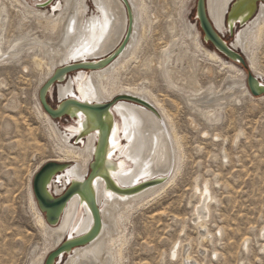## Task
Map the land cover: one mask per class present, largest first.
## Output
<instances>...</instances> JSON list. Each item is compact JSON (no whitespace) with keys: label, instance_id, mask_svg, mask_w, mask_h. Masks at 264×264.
<instances>
[{"label":"bare ground","instance_id":"1","mask_svg":"<svg viewBox=\"0 0 264 264\" xmlns=\"http://www.w3.org/2000/svg\"><path fill=\"white\" fill-rule=\"evenodd\" d=\"M126 1L131 10L133 27L124 52L105 67L76 73L68 79L65 86H59L56 91L53 87L49 88L46 96L49 106L50 102H56L59 106L68 99L89 106L111 104L116 100L117 103L107 112L112 121L105 113L97 121L95 116L91 117L70 109L67 117L72 124L59 129L58 124L43 110L37 95L33 113L43 128L49 145L45 151L50 155L36 169L33 177L44 165L50 163L63 165V170L51 178L47 187L53 197L62 195L66 186L71 183L82 182L93 163L94 168H99L98 172L106 171L114 185L124 191L143 183L157 180L161 182L132 195L111 193L103 180L95 179L91 186L100 211V234L92 243L75 249L72 254L64 258L63 261L66 260L64 264H122L128 238H126L128 217L140 207L165 194L180 174L179 170L185 157L182 139L180 140L176 133L171 112L169 113L166 108L164 99L160 101L151 89L154 86V77L161 79L171 92L185 96V102L190 109L208 123L220 121L221 108L225 102L231 99L238 101V96L254 99L247 90L245 74L231 61L224 60L214 51L206 50L194 25L186 24L187 32L183 34L184 38L190 40L192 51L190 45H187L190 46L187 49L182 44L185 42L182 41L179 46V41L172 38L158 56L151 54L141 58V54L147 50L146 42L151 21L144 0ZM231 1L207 0L209 18L216 31L222 36L224 31L229 32L231 28L236 27L234 23L228 24L224 17ZM8 2L11 7L19 10L27 19H32L45 32L59 34L56 42L41 39L34 33L26 35L24 41H14L7 47L8 50L3 51L1 47L5 42L4 27L7 12L6 5L0 3V63L8 58L18 59L22 53L30 55L36 68L45 70L44 77L39 83L40 88L62 66L101 59L110 54L127 29V12L122 0H92L96 12L90 16H88L86 0H58L53 7V12L57 14L52 16L39 10L42 6L30 7L21 0H8ZM240 28L230 46L241 53L253 76L264 85L263 76L259 74L255 61L256 54L260 49H264V5H260L255 17ZM169 30L173 31L172 28ZM39 53L41 56L38 55ZM184 63L185 69H183ZM201 63L209 66L206 76L210 81L205 89L196 79ZM139 75L150 77L149 82L137 84L134 78ZM126 76H130L132 81H122ZM221 76H223L222 80L216 84L214 81ZM202 90L205 92L202 93ZM256 99L264 101V96ZM170 101L172 103V100ZM10 121L13 124L17 123L16 120ZM8 124L10 126V123L6 122V125ZM95 128L109 132V138L96 158L95 149L99 134L98 131H93ZM203 135L208 136L207 133ZM214 139L218 140V136L215 135ZM33 177L30 179L28 200L34 212L35 226L43 237L45 247L32 263L44 264L46 257L60 245L62 240L85 235L91 228L92 221L85 203L79 197H74L64 208L59 223L54 227L47 225L33 196ZM208 186L203 184L202 189H199L195 183L193 191L194 195L199 196V200L194 207L191 222L201 228V231L206 229V219L210 215L209 204L214 201ZM206 230L199 236L202 241L210 238ZM261 232L264 237V229ZM247 242L246 239L243 247L247 246ZM177 248H180L179 241L173 245L167 255L171 261H175L179 254ZM187 260L186 262H190Z\"/></svg>","mask_w":264,"mask_h":264},{"label":"rangeland","instance_id":"2","mask_svg":"<svg viewBox=\"0 0 264 264\" xmlns=\"http://www.w3.org/2000/svg\"><path fill=\"white\" fill-rule=\"evenodd\" d=\"M21 1L34 8L42 6L39 10L48 16L56 13L53 7L58 2L51 0L49 7L44 5L47 0ZM144 1L151 25L147 50L140 57L158 56L172 38L179 41V46L185 42L183 46L187 49L191 46L192 51L191 42L184 35L187 25L196 24V0ZM0 3L6 5L7 12L3 51L8 50L14 41H24L26 35L33 33L41 39L58 40V32H55L57 35L45 32L32 19L11 7L8 0H0ZM86 3L90 16L96 11L92 0H86ZM169 28L173 31L170 32ZM240 30L236 26L232 35L224 31L221 36L230 45ZM203 47L213 51L207 44ZM38 55L41 56L40 53ZM255 61L264 80V49L259 50ZM232 64L246 74L242 67ZM200 65L196 79L205 89L210 81L206 76L209 66ZM36 67L26 53L18 59L8 58L0 63V264H33L45 247L28 200L30 179L50 155L45 151L49 145L43 128L33 113L39 83L45 74L44 69ZM76 73H70L66 80L52 85L53 89L56 91L59 86H65ZM222 78L214 82L218 84ZM134 79L140 84L148 83L150 77L139 75ZM122 81L132 79L126 76ZM153 81L151 89L160 101L164 99L171 112L185 157L180 174L165 194L128 217V238L122 264H264V237L261 232L264 229V101L238 96V101L231 99L222 106L219 122L208 123L190 109L185 96L171 92L158 77ZM49 104L52 109L57 106L56 102ZM54 122L59 129L72 124L68 117ZM203 133L208 136L204 137ZM215 135L218 140L214 139ZM195 183L199 189L203 184L209 185L214 198L209 204L210 215L205 227L210 238L204 241L199 236L205 230L201 231L191 222L199 200V196L193 193ZM246 239L247 246L243 247ZM177 241L180 255L171 261L167 255Z\"/></svg>","mask_w":264,"mask_h":264},{"label":"water","instance_id":"3","mask_svg":"<svg viewBox=\"0 0 264 264\" xmlns=\"http://www.w3.org/2000/svg\"><path fill=\"white\" fill-rule=\"evenodd\" d=\"M122 1L127 12V29L116 48L110 54L101 59L77 62L60 67L54 72L51 79H49V81H47L45 85H43L39 89L37 93L39 102L42 105L43 110L53 121L61 119L62 117H67V112L70 109H75L91 117L95 116L97 121H99L98 119L100 118V116H103L104 113L108 114L107 112L109 111V109L117 103L115 100L111 104L89 106L80 104L73 99H68L64 100L55 109H52L46 102V96L48 93V89L51 88L52 85L63 82L67 79V77H69L70 73L90 72L100 69L110 64L124 52L131 38L133 18L127 1ZM50 3L51 0H48L45 5L49 6ZM260 5H264V0H232L224 17L227 20L228 24L234 23V25L240 27L245 25V23L255 17ZM194 17L196 23L195 27L200 31L201 43L209 45L219 56L228 61H231L236 65H239L244 70H246L245 84L249 94L253 98L263 97L264 85L261 84L259 80L253 76L241 53H238L229 44H227L223 40V37L216 31L215 27L213 26V23L209 18L207 12V0H196L194 7ZM232 29L233 28L229 30L228 34H233L231 31ZM142 103L143 105L150 107L147 103ZM108 119H111L109 114ZM93 131H98L99 134L95 149L96 158L100 149L103 148L105 143L107 142V139L109 138V132L108 130L102 128H95ZM93 164L90 167L87 177L82 182L71 183L70 185L66 186V189L63 191L62 195L57 197H53L49 193L47 187L50 183L51 178L63 170V165L51 163L44 165L40 169V171L33 177V196L38 209L44 216L47 225L54 227L59 223L64 208L74 197H79L85 203L89 210L92 221L91 228L85 235L74 239L67 238L64 241L62 240L60 245L46 257L44 264H60L63 259L67 258L69 254H72L75 249L85 247L98 238L101 231L100 211L95 201L94 191L91 186L95 179L103 180L105 182L106 188L111 193H131L132 195L142 192L147 187H150V185L154 186L161 182V180H157L147 184L143 183L137 187L126 189L124 191L114 185L113 181L107 176L106 171V174L104 172H98L99 168H94Z\"/></svg>","mask_w":264,"mask_h":264}]
</instances>
